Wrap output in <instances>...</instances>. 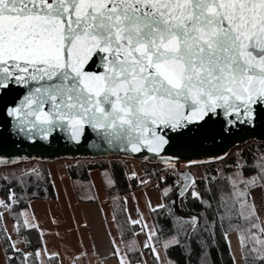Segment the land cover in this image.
<instances>
[{
  "label": "snow or ice",
  "instance_id": "1",
  "mask_svg": "<svg viewBox=\"0 0 264 264\" xmlns=\"http://www.w3.org/2000/svg\"><path fill=\"white\" fill-rule=\"evenodd\" d=\"M14 89L26 91L3 111L18 137L50 144L62 133L68 143L79 146L91 130L109 148L151 154L178 177L163 189L161 199L176 191L179 199L190 195L211 210L196 177L178 168L179 153L210 125L218 127L221 140L264 130V0H0V103ZM19 162L0 157V165ZM183 162L191 168L212 161L188 156ZM233 167L230 175L221 173L228 187L216 197L213 216L178 218L176 225L189 239L202 226L214 239L219 226L232 264L237 262L229 234L236 232L244 264H264V220L253 195L260 191L264 200V151L255 153L251 164L238 156ZM246 168L255 174L245 175ZM33 176L42 179L35 168L15 178L26 184ZM215 180L204 178L209 193ZM102 183L116 186L108 172ZM14 196L10 192L8 202L0 200V209L11 210L18 203ZM82 199L94 202L99 196L89 190ZM119 200L113 197V205L118 207ZM148 208L157 212L168 205L149 201ZM123 211L128 212L126 198ZM137 216L128 215L127 223L139 226L134 235H145L143 248L151 251L156 264H173L157 246L158 228L147 223L139 208ZM112 219L115 223V210ZM21 227L40 232L42 244L34 253H23L22 264L33 256L35 264H62L60 254L48 250L34 216ZM17 243L11 247L20 253ZM198 243L200 264H210L207 243ZM122 244L112 240V255L118 264H132L129 253L139 252V245L135 239ZM175 246H181L179 236L162 244L164 253ZM86 256L82 251L72 264Z\"/></svg>",
  "mask_w": 264,
  "mask_h": 264
},
{
  "label": "trees",
  "instance_id": "2",
  "mask_svg": "<svg viewBox=\"0 0 264 264\" xmlns=\"http://www.w3.org/2000/svg\"><path fill=\"white\" fill-rule=\"evenodd\" d=\"M238 150L239 152L237 157H243L248 162V164H251L253 162L254 154L258 151H264V143L250 142L241 146L238 148ZM237 157L228 155L220 161L200 165V168L202 169V176L200 178L196 177V180L198 181V190L201 192L205 200L212 203L213 208L211 210L207 209L203 205H200L196 201H192L190 195L184 199L178 200V210H176L171 206L170 203L173 194L176 192L174 191L166 198V204L168 205L167 209L152 212L154 225L158 228V236L160 240V244L158 246H162L164 241L170 240L176 236H179V239L181 240V246L170 247L168 251L164 253L167 261L170 260L173 262V264H200L201 247L198 241L204 240L207 243V251L210 254V264H232L228 246L224 240L222 229L219 226L215 230L214 239L208 234V232L204 231L203 226L197 235L189 239L186 236L180 234V231L176 225V220L178 218L189 219L191 216H195L200 213H206L210 218L213 216L216 206V197L221 191L220 186L226 182L222 178L221 173H223L224 176H227L229 170L234 168V162ZM74 161L76 163L67 167V173L73 180H86L88 178L89 170L92 169H97L101 172L105 169L109 170V175H111L116 182L115 187H107V190L109 191L110 204L113 212L114 210L116 212V222L119 226L124 243L126 244L127 242L131 241L133 229L127 223V219L123 211L121 195L139 188L140 185L135 178L128 180L126 177L125 170L130 164H128L129 161H124L123 163V159L116 157L95 160L75 159ZM85 162L87 164H85ZM33 163L36 165V169H38L42 174V179H36L34 176L27 177L26 184L20 183L15 178L19 177L21 173L24 172L22 168L23 163H17L12 166L0 168V198L5 201L10 192L15 193L14 198L15 201L18 200V203H15L14 208L10 210V220L15 225L16 232L17 228H20V231L19 233L17 232V234L23 239L26 251L34 253L39 246L37 244L33 245L29 240H27L26 228L21 227V225L24 224V219L22 216H20V213L24 211L29 201L53 200L55 195L48 172L45 168V163ZM138 164L148 180L152 181L164 175L166 182L173 186L175 179L166 175L163 169L158 167L157 164ZM244 172L247 176L255 174L254 170L251 168H246ZM213 176L216 177V180L210 185L212 191L209 193L206 190L204 178H210ZM4 177H8V179H4ZM117 196L120 197V200L117 202L118 207L114 206L112 202V198ZM0 211L4 210L0 209ZM200 218L203 222L204 217L201 216ZM185 231L191 234V227L186 226ZM0 241L6 256L13 257V259L8 261V263L22 264L23 253L21 251L20 253H17L12 250V243L8 239L2 220H0ZM185 249L191 251V255H189ZM129 257L132 260V264H137L140 261L138 252L129 253ZM35 261V256L29 258V264H35Z\"/></svg>",
  "mask_w": 264,
  "mask_h": 264
},
{
  "label": "crops",
  "instance_id": "3",
  "mask_svg": "<svg viewBox=\"0 0 264 264\" xmlns=\"http://www.w3.org/2000/svg\"><path fill=\"white\" fill-rule=\"evenodd\" d=\"M68 164L62 161L45 163L55 197L53 200L29 201L23 211L25 213L22 216L24 223L28 220L29 215L35 217V223L44 233L48 250L59 253L62 264H72V259L82 251L86 252L87 256L79 260L77 264H118L117 258L112 255V240L115 239L118 244L125 243L117 222L114 223L112 219L113 210L109 200V191L102 183L103 171L92 169L89 170L86 180H73L67 173V167L74 163ZM22 168L27 171L36 169V165L33 162L23 163ZM131 170L133 171V169ZM126 177L128 180L135 178L140 185L139 188L121 195L123 207L124 199H127L128 212H124L126 219L128 215L137 219V208H139L147 223L154 225L148 202L150 201L153 206L166 203V198L161 199L163 189L168 187L166 178L162 181L160 176L148 184H141L140 181L148 180L143 172L142 176H136L139 179L133 177L132 174L130 177L127 175ZM89 190L91 194L98 195L99 200L89 202L82 199ZM2 220L7 236L11 237V243L18 242L20 237L14 230L15 227L11 224L10 219L3 218ZM53 220L56 223H53ZM85 225L87 226L85 227ZM130 227L133 229L132 240L135 239L140 248L138 252L140 261L137 264H156L151 251L143 248L145 235L143 233L134 235V233L140 232L139 226ZM27 231L30 239L34 240L40 249L42 247L40 232L28 228ZM144 231L147 232V229ZM149 243L151 244L152 241ZM158 247H161V254L164 255L162 246ZM6 258L0 241V264H9ZM52 264H59V262L53 261Z\"/></svg>",
  "mask_w": 264,
  "mask_h": 264
},
{
  "label": "water",
  "instance_id": "4",
  "mask_svg": "<svg viewBox=\"0 0 264 264\" xmlns=\"http://www.w3.org/2000/svg\"><path fill=\"white\" fill-rule=\"evenodd\" d=\"M92 70L96 69L93 67ZM25 91V89H14L13 92L5 96L3 102L0 103V157L9 161L12 159H19V163L33 161L47 163L59 162L62 160H95L116 157L137 163L161 164L154 156L148 153L122 152L118 147L109 148L102 140L92 133L91 130H89L87 136L84 138V143L79 146L68 143L62 133H57L50 144L39 141L36 144L27 142L23 137L17 136L12 128L11 118L3 111L5 104L10 105L14 100H18ZM262 136H264V130L258 128L255 135L240 133L221 140L219 138L218 127L215 125L207 126L197 132L193 139L188 141V148L186 151L179 153L182 157V162H180L178 166L184 165L183 161H185L188 156L212 162L219 161L213 158L217 156L225 157L237 146H242L251 141L264 143V140L261 139ZM93 144H98L99 147H93ZM12 165L15 164L9 163L0 165V168ZM178 200L179 198L175 192L170 203L176 210H178ZM173 201H175V203H173Z\"/></svg>",
  "mask_w": 264,
  "mask_h": 264
},
{
  "label": "rangeland",
  "instance_id": "5",
  "mask_svg": "<svg viewBox=\"0 0 264 264\" xmlns=\"http://www.w3.org/2000/svg\"><path fill=\"white\" fill-rule=\"evenodd\" d=\"M251 142H255V141H251ZM248 143H250V142H247L246 144H248ZM246 144H244V145H246ZM243 146V145H242ZM241 146H237V147H235L234 149H232L226 156H235V157H237V154H238V152H239V150H238V148H240ZM225 156V157H226ZM124 161H129V160H124L123 159V163H124ZM220 161V160H219ZM33 162H35V161H33ZM62 162L63 163H65V164H68V163H76L74 160H62ZM215 162H217V161H215ZM28 163H31V162H28ZM130 163V164H129ZM85 164H87L86 162H85ZM128 164H129V166H127V169H126V171H125V173H126V175L128 176V177H130L131 176V174L134 172V173H136V176L138 175L139 177L140 176H142V171H141V169H140V166H139V164L138 163H136V162H134V161H129L128 162ZM205 164H207V163H205ZM69 165V164H68ZM158 165V167H161L162 169H163V171L165 172V174L166 175H168L169 177H173L175 180H177L178 179V177H176V176H174L171 172H168L167 170H165V168H164V165H161V164H157ZM8 167V166H7ZM201 166L200 165H198V166H193V167H191V168H186L184 165H180V166H178V168L181 170V171H191L194 175H195V177H197V178H200L201 176H202V169L200 168ZM2 168V167H1ZM131 169H133V171L131 170ZM234 170V168L233 169H230L229 170V172H228V175H230L231 174V172ZM1 171V170H0ZM105 172H108L109 173V170H107V169H105L104 171H103V173H105ZM168 187L169 186H171L170 184H168L167 185ZM227 182H224L221 186H220V190H223V191H227ZM254 197H255V202H256V205H257V208H258V210H259V214H260V217H261V219L262 220H264V200H262L261 199V193H260V191H256V192H254ZM191 197V196H190ZM0 200H3L2 198H0ZM13 200L15 201V198L13 197ZM6 202H8V197L6 198V200H5ZM192 201H195V200H193L192 199ZM14 206H15V203H13V205H12V208H14ZM11 208V209H12ZM3 218L4 219H6V218H9L10 219V210L9 211H3ZM2 218V219H3ZM3 221V220H2ZM10 222H11V224L15 227V225L13 224V222L10 220ZM11 229H10V227H9V234L11 233V231H10ZM14 230L16 231V229L14 228ZM8 233V232H7ZM26 237H27V240H29L33 245H36V242L34 241V240H32V239H30V237H29V235H28V231H27V228H26ZM229 239H230V241H231V244H232V253H234V255H235V258H236V262H237V264H244V261H243V259H242V257H241V254H240V251H239V243H238V238H237V233H235V232H232V233H230L229 234ZM227 244V243H226ZM228 246V245H227ZM17 247L19 248V249H21L20 251L22 252V253H28L27 251H26V249H25V244H24V241H23V239L22 238H19V240H18V243H17ZM230 257H231V259H232V256L230 255Z\"/></svg>",
  "mask_w": 264,
  "mask_h": 264
},
{
  "label": "bare ground",
  "instance_id": "6",
  "mask_svg": "<svg viewBox=\"0 0 264 264\" xmlns=\"http://www.w3.org/2000/svg\"><path fill=\"white\" fill-rule=\"evenodd\" d=\"M182 166V165H181Z\"/></svg>",
  "mask_w": 264,
  "mask_h": 264
}]
</instances>
